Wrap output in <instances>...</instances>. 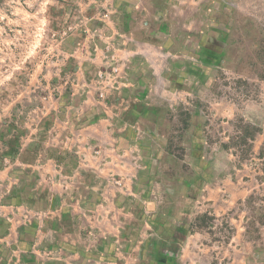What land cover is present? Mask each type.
<instances>
[{"label": "rangeland", "instance_id": "rangeland-1", "mask_svg": "<svg viewBox=\"0 0 264 264\" xmlns=\"http://www.w3.org/2000/svg\"><path fill=\"white\" fill-rule=\"evenodd\" d=\"M89 1L0 0V123L15 126L7 138L21 131L25 149L3 156L0 140V169L48 152L72 166L67 149L50 143L65 138L67 114L90 110L85 95L113 92L79 84L83 57L67 50L90 44L72 38L87 27ZM224 13V50L202 49L214 58L212 81L192 83L186 106L165 108L162 130L137 133L152 157L138 167V187L150 200L157 239L147 256L157 264H264V0H226Z\"/></svg>", "mask_w": 264, "mask_h": 264}, {"label": "crops", "instance_id": "crops-1", "mask_svg": "<svg viewBox=\"0 0 264 264\" xmlns=\"http://www.w3.org/2000/svg\"><path fill=\"white\" fill-rule=\"evenodd\" d=\"M225 2L87 3V27L72 38L90 44L67 50L83 57L79 84L114 90L85 95L90 110L67 114L65 138L50 143L67 149L72 166L48 152L0 169V264H157L147 256L157 239L150 200L138 187V167L152 157L137 133L162 130L166 109L190 103L192 83L212 81L214 58L202 49L224 50ZM200 124L190 111V130Z\"/></svg>", "mask_w": 264, "mask_h": 264}, {"label": "trees", "instance_id": "trees-1", "mask_svg": "<svg viewBox=\"0 0 264 264\" xmlns=\"http://www.w3.org/2000/svg\"><path fill=\"white\" fill-rule=\"evenodd\" d=\"M15 127L13 124H10L8 120H4L2 123H0V140L4 143V145L7 146V149L2 154L3 156H12L16 153H20V140L22 137L21 131H18L16 134H14L12 137L7 138L6 137V130ZM254 128V127H253ZM260 129H255L253 133L250 134L249 138L253 139L256 133H259Z\"/></svg>", "mask_w": 264, "mask_h": 264}]
</instances>
